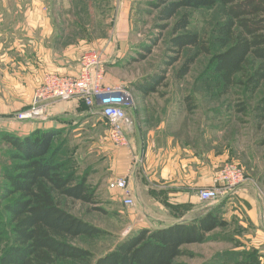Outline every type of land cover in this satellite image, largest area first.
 <instances>
[{
  "label": "rangeland",
  "instance_id": "rangeland-1",
  "mask_svg": "<svg viewBox=\"0 0 264 264\" xmlns=\"http://www.w3.org/2000/svg\"><path fill=\"white\" fill-rule=\"evenodd\" d=\"M149 1L0 0V132L14 133L11 126L18 120L16 113L33 105L38 109V116L42 115L39 107L43 108L45 101L34 100L33 95L47 73L66 77L76 75L81 58L93 55L103 63V80L121 85L129 96H133L131 99L136 107L141 104L139 111L145 116L143 124L154 123L152 110L168 104L182 116L181 133L187 132L189 142L222 154L221 166L237 164L247 175L246 180L249 177L246 169L252 167L259 192L257 213L262 214L264 187L258 177L264 171V145H259L264 131L255 128L250 114L242 115L234 108H226V96L216 92L211 72L206 70L207 56L196 48H185L178 59L166 67L165 79L156 86V91H151L156 94L146 99V103L135 98L139 91L137 84L144 76L159 73L165 62L176 55L169 46L172 20L165 30L158 28V22L154 20L155 10L147 5ZM185 11L189 14L187 30L206 40L216 19V9ZM158 34L157 43L146 54L143 46L149 45ZM79 40H83L87 47L79 53L76 74L51 72L46 66L47 60L56 54L64 56L62 53L66 46ZM144 53L145 57L140 59L139 55ZM189 55L195 56L189 72L181 79L176 78L175 73ZM189 97L193 98L192 109H187L186 98ZM138 100L140 104H137ZM77 103L83 124L75 130L61 131L55 143L65 138L59 158L69 159L71 168L78 175L88 172L87 182L93 187L94 202L69 199L67 206L73 214L104 231L100 235L78 237L73 241L90 250L96 258L136 230L130 215L138 211L134 207L135 202L129 207L121 205L105 186L104 177L109 169L107 149L113 145L108 137V124L83 102L78 100ZM250 103L253 104L252 101ZM72 121L76 118L70 119L68 125ZM6 146L0 138V198L4 184L2 166L10 164L4 152ZM228 196L208 201L210 206L207 208L217 206ZM5 203L7 200L0 199L2 222L7 217L3 208ZM223 206L224 203L217 212L228 224L211 231L201 243L183 245L182 248L190 254L178 256L176 263L264 264V223L261 216L254 220H249L244 214L227 218ZM9 243L7 231L0 237V250Z\"/></svg>",
  "mask_w": 264,
  "mask_h": 264
},
{
  "label": "trees",
  "instance_id": "trees-1",
  "mask_svg": "<svg viewBox=\"0 0 264 264\" xmlns=\"http://www.w3.org/2000/svg\"><path fill=\"white\" fill-rule=\"evenodd\" d=\"M147 5L155 10L154 20L161 30L172 20L169 46L176 55L159 73L144 76L137 84L139 91H156L165 79L166 67L185 48L193 47L208 57L206 70L211 72L216 92L226 96V108L250 114L255 128L264 131V0H150ZM198 8L216 9L206 40L187 30L189 14L185 9ZM158 38L159 34L143 46L146 54ZM194 59V55L187 56L175 77H184ZM186 100L187 109H192L193 98ZM60 132L55 128H37L25 135L0 132L10 160L8 166H2L0 198L7 200L0 237L8 231L10 243L0 250V264H178V256L190 254L183 245L201 243L211 231L228 224L217 212L226 201L222 200L187 222L136 229L110 251L93 258L90 250L73 241L104 231L73 214L67 203L69 199L93 203L94 190L87 182V171L78 175L69 159L59 158L65 142L64 138L55 143ZM259 145H264V134ZM258 179L264 184V171Z\"/></svg>",
  "mask_w": 264,
  "mask_h": 264
},
{
  "label": "crops",
  "instance_id": "crops-1",
  "mask_svg": "<svg viewBox=\"0 0 264 264\" xmlns=\"http://www.w3.org/2000/svg\"><path fill=\"white\" fill-rule=\"evenodd\" d=\"M83 43V40H79L68 44L62 53L64 56H51L46 66L51 72L76 74L79 53L87 47ZM154 94L138 91L135 98L146 103V99ZM77 101H48L42 108L41 116L35 120H17L11 126L12 132L25 135L37 128L75 130L83 124ZM141 102L138 100L137 104ZM133 105L127 110L131 118V125L125 130L128 143L125 146L109 145L107 149L109 169L104 177L106 188L124 205L120 191L109 188L107 182L117 177L126 178L129 195L134 199V207L138 211L130 215L135 229L187 222L203 215L210 203L200 200L198 192L212 184V177L221 167L224 156L189 142L187 132L182 134L180 131L182 116L177 114V109L168 104L154 108L151 119H155V122L145 125V116L139 111L141 104L136 107L134 102ZM72 118H76V121L68 125ZM246 173L248 180L224 203L227 218L244 214L249 220H254L261 216V213H257L259 192L253 168L246 169ZM261 186L264 187V184Z\"/></svg>",
  "mask_w": 264,
  "mask_h": 264
},
{
  "label": "built area",
  "instance_id": "built-area-1",
  "mask_svg": "<svg viewBox=\"0 0 264 264\" xmlns=\"http://www.w3.org/2000/svg\"><path fill=\"white\" fill-rule=\"evenodd\" d=\"M103 71V63L98 58L84 55L76 75L66 77L47 73L41 86L34 92L33 99L43 102L55 99L82 101L93 113L104 118L112 144L125 146L128 143L125 130L131 125L127 110L133 105V100L121 85L106 83L103 80ZM39 109L42 110V107ZM38 113L37 107L33 105L16 113L15 117L18 120L33 119L39 117ZM246 179L240 166L235 163L224 164L214 173L212 184L199 190L198 197L202 201H215L219 196L233 194ZM108 187L120 191L124 205L134 204V199L129 195L126 178H114L108 182ZM261 219L264 223V210Z\"/></svg>",
  "mask_w": 264,
  "mask_h": 264
}]
</instances>
